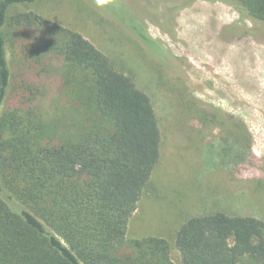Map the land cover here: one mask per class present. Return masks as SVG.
<instances>
[{
	"label": "trees",
	"instance_id": "trees-1",
	"mask_svg": "<svg viewBox=\"0 0 264 264\" xmlns=\"http://www.w3.org/2000/svg\"><path fill=\"white\" fill-rule=\"evenodd\" d=\"M36 1L0 0V264H175L166 239L126 238L160 159L150 98L78 31L33 12L9 18L11 7ZM94 1L163 52L124 5ZM237 2L264 22V0ZM6 28L38 33L23 50L39 68L62 60L79 114L73 134L57 137L32 109L3 108L11 78ZM174 240L181 264H264V221L253 216L195 215Z\"/></svg>",
	"mask_w": 264,
	"mask_h": 264
},
{
	"label": "rangeland",
	"instance_id": "rangeland-1",
	"mask_svg": "<svg viewBox=\"0 0 264 264\" xmlns=\"http://www.w3.org/2000/svg\"><path fill=\"white\" fill-rule=\"evenodd\" d=\"M115 3L143 22L162 53L94 0H37L11 7L9 18L33 12L78 31L148 95L160 159L126 238H164L170 260L181 264L174 236L186 219L222 211L264 221V22L237 0ZM5 33L11 78L3 108L38 112L59 138L76 132L79 114L65 92L62 60L43 70L23 50L36 33Z\"/></svg>",
	"mask_w": 264,
	"mask_h": 264
},
{
	"label": "clouds",
	"instance_id": "clouds-1",
	"mask_svg": "<svg viewBox=\"0 0 264 264\" xmlns=\"http://www.w3.org/2000/svg\"><path fill=\"white\" fill-rule=\"evenodd\" d=\"M37 35H38V33H37Z\"/></svg>",
	"mask_w": 264,
	"mask_h": 264
}]
</instances>
